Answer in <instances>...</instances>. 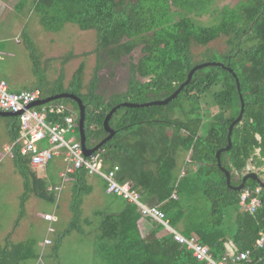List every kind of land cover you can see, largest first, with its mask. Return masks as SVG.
I'll list each match as a JSON object with an SVG mask.
<instances>
[{"label": "trees", "instance_id": "1", "mask_svg": "<svg viewBox=\"0 0 264 264\" xmlns=\"http://www.w3.org/2000/svg\"><path fill=\"white\" fill-rule=\"evenodd\" d=\"M34 9L48 31L60 32L71 23L81 31L95 32L96 45L92 53L97 63L93 76L84 86V64L80 63L72 76L71 89L67 91L79 97L85 106L84 130L89 148L108 135L103 121L113 107L129 101L128 94L140 95L139 90L145 85L147 89L157 90L160 100L165 99L187 79L195 65L201 64L194 58L193 46L206 47L224 37V51L208 49L202 55L215 54L221 59L219 63L232 69L240 86L244 112L240 123L233 128L231 148L221 154V166L230 172L232 186L240 185L248 165L251 172L257 175L262 172L264 0H244L218 9L212 7V0H36ZM208 12H213L209 24L196 20L197 15ZM27 45L34 61V47L29 42ZM139 49L142 51L140 60L131 61L132 54ZM72 56L70 53L67 57ZM123 57H130L127 89L106 95L98 88V71L115 65ZM33 66L38 76L35 61ZM62 78L61 71L58 80ZM34 86L39 89L37 84ZM40 97L45 98L41 91ZM202 101L212 104L216 111L210 106L203 108ZM50 104H66L78 110L76 102L70 99ZM240 106L233 74L219 66H208L197 70L189 84L167 105L116 110L109 121L115 134L95 153L108 167L119 166L117 179L120 182L131 181L144 203L158 205L172 226L182 224L184 234H196L214 258L222 257L227 244L231 243L235 252L249 250L248 260L242 264H264V247H254L258 233L264 232V189L260 195L262 207L256 213L240 212L238 203L242 190L253 188L257 183L248 180L241 191H233L216 164V153L227 146L228 127L238 117ZM8 119L12 144L19 136V120ZM204 123L208 128L201 134ZM179 151L187 155L181 177L173 172ZM12 159L23 179L22 208L29 195L55 200L47 181L37 175L29 157L20 153L17 144L12 148ZM73 178L69 207L72 221L65 235L73 230L81 231L83 197L91 192L83 172ZM174 192L175 200L171 198ZM198 192L210 202L208 217L181 203L184 196L193 197ZM230 209L235 214L232 225L224 219L225 211ZM22 213L23 209L16 225ZM96 214L101 217L96 251L102 264H201L172 237L161 234L159 225L146 218L151 228L143 236L138 224L141 215L133 204L126 203L116 213ZM11 235L0 244V264H26L40 258L34 240L12 243ZM61 240L62 237H58L56 244Z\"/></svg>", "mask_w": 264, "mask_h": 264}, {"label": "rangeland", "instance_id": "2", "mask_svg": "<svg viewBox=\"0 0 264 264\" xmlns=\"http://www.w3.org/2000/svg\"><path fill=\"white\" fill-rule=\"evenodd\" d=\"M36 0H0V78L4 79L11 91L32 89L37 82L43 97L64 93L70 90V80L80 63L84 64L83 83L87 86L93 76L97 58L92 50L96 45V35L93 30L81 31L75 24L67 23L60 32L48 31L41 23L40 16L35 11ZM244 0H212L213 8L232 6ZM203 8L207 9L203 6ZM201 12L206 10L199 9ZM213 12L197 15L196 20L202 24H209ZM218 14V13H217ZM220 17V16H218ZM28 42L34 48L35 66L38 76L34 74L33 59L28 49ZM225 38L220 37L210 42L206 47L193 46L194 58L198 63L220 62L215 54L206 50L224 51ZM135 50L131 58L136 60ZM72 57H67L69 54ZM68 58L65 60V58ZM130 57L123 58L115 65L105 66L98 71V88L106 95L121 93L127 89ZM63 78L58 80L60 73ZM140 95L128 94L127 102L147 103L161 99L157 90L145 88L139 90ZM122 103V102H121ZM203 108L212 104L201 102ZM152 107V106H151ZM213 112L215 108L210 106ZM148 108V107H147ZM78 113L77 110H75ZM11 124L8 118L0 117V156L4 155L0 163V244H4L8 234L12 233V243L26 240L36 242L35 251L40 254L38 260L27 261L26 264H100L101 259L96 251L101 217L97 212L116 213L124 205L121 198L107 194L103 182L96 176L87 177V184L91 186V193L83 197L79 226L81 231L64 232L72 221L70 203L72 198V184H62L59 173L67 168V163L61 159L52 160L46 167L36 170L39 177L45 179L49 186H60L54 201L42 200L29 195L21 206L23 179L16 171L11 153L6 148L11 146L7 126ZM208 124L201 127L204 134ZM187 155L179 151L176 155L174 174H180L185 169ZM258 172V177L264 178V168ZM181 203L197 214L204 217L210 213V202L196 193L193 197L184 196ZM23 213L19 218L20 212ZM49 214L57 218L56 221L44 220ZM234 211L227 210L224 219L228 225L234 222ZM58 237H62L60 244H56ZM45 239L51 244H44ZM53 251H56L53 254Z\"/></svg>", "mask_w": 264, "mask_h": 264}, {"label": "built area", "instance_id": "3", "mask_svg": "<svg viewBox=\"0 0 264 264\" xmlns=\"http://www.w3.org/2000/svg\"><path fill=\"white\" fill-rule=\"evenodd\" d=\"M40 99L39 90H23L12 92L5 80L0 79V111L18 113L19 136L10 147L6 148L11 153L17 144L22 155L30 159L34 169L46 167L52 160L60 158L67 163V168L60 174L63 182L69 177L83 172L88 176L99 177L108 194L121 197L135 204L143 217L149 218L172 234L173 239L191 252L192 257L201 264H242L248 260L249 251H240L236 254L226 253L220 258H214L209 247L200 243L195 237H185L173 230L166 214L158 206H147L140 200L139 193L133 188L131 182L120 183L117 180L119 168L114 166L108 170L103 168V160L99 154L93 153L86 157L83 153L81 142L77 133V117L72 110L63 104L51 105L42 109L28 106ZM46 143V147L42 146ZM4 155L0 156V163ZM246 173H251V168H246ZM264 182V178H261ZM59 192L60 187L50 188ZM262 188L257 184L253 188H245L240 194L239 209L242 213L254 214L262 207L260 198ZM176 196L173 195V198ZM44 220L56 221L53 215H44ZM49 244V241H46ZM258 248L264 247V232L259 233L256 241Z\"/></svg>", "mask_w": 264, "mask_h": 264}, {"label": "water", "instance_id": "4", "mask_svg": "<svg viewBox=\"0 0 264 264\" xmlns=\"http://www.w3.org/2000/svg\"><path fill=\"white\" fill-rule=\"evenodd\" d=\"M208 66H219L222 67L226 70H228L230 73L233 74V77L236 80V84H237V90L239 93V98H240V112L238 117L231 122V124L228 127V134H227V146L223 147L221 149H219L216 153V160H217V167L221 170V172H223V174L225 175L226 178V183L228 185V187L230 189H232L233 191H241L244 186L245 183L248 180H252L255 181L262 189H264V182L261 181V179L258 177V175L255 172H251L248 173L246 175H244L241 179V183L239 186H232L230 184L231 181V177H230V172L228 170H226L225 168H223L221 166V161H220V157L221 154L223 152L228 151L231 148V134L233 131V128L235 125H237L238 123H240L242 116H243V112H244V102H243V98L242 95L240 93V86L238 83V79L236 77V75L233 73L232 69L224 67L221 63L219 62H206V63H201L198 65H195L188 73L187 75V79L168 97H166L165 99L162 100H157V101H151V102H147V103H131V102H122L118 105H116L115 107H113L109 113L106 115L104 121H103V128L105 130V132L108 134L100 143H98L95 147L88 149L86 146V136H85V130H84V121H85V106L83 105L81 99L77 96H75L74 94L71 93H60V94H56V95H52L49 96L47 98L44 99H38L35 102L31 103L28 108H32V107H37V106H41L44 104H47L49 102L52 101H56L59 99H70L74 102L77 103L78 106V130H79V136H80V142H81V146H82V150L83 153L86 157L91 156L94 152H96L97 150H99V148L104 145L106 142H108L115 134V131L113 129L110 128L109 126V121L112 118V115L116 112V110H118L121 107H127V108H147V107H151V106H164L167 105L169 102H171L173 99H175L179 93L183 90V88L185 86H187L189 84V82L191 81L193 74L202 68L208 67ZM18 113H12V112H5V111H0V116L1 117H17Z\"/></svg>", "mask_w": 264, "mask_h": 264}, {"label": "crops", "instance_id": "5", "mask_svg": "<svg viewBox=\"0 0 264 264\" xmlns=\"http://www.w3.org/2000/svg\"><path fill=\"white\" fill-rule=\"evenodd\" d=\"M59 77V76H58ZM0 79H2V78H0ZM72 79V78H71ZM2 80H4V79H2ZM70 82H71V80H70ZM35 84H37V82H35L34 83V85ZM9 86V85H8ZM37 88H32V89H28V90H36ZM24 90H27V89H24ZM37 90H39V89H37ZM20 91H23V90H18V91H12V92H20ZM40 91V90H39ZM64 93H68L67 91H64ZM60 94V93H59ZM71 94H73V93H71ZM54 95V94H53ZM56 95V94H55ZM75 95V94H74ZM52 96V95H51ZM76 96V95H75ZM47 97H49V96H47ZM47 97H45V98H47ZM41 98V97H40ZM41 99H44V98H41ZM53 102V101H52ZM52 102H49V103H47V104H44V105H41V106H37L36 108L37 109H42V108H44V107H49V106H51V105H54V104H50V103H52ZM77 104V103H76ZM63 105H66V104H63ZM66 106H68L71 110H72V113H74L75 115H76V117H77V124H78V113H76V111L75 110H73V108L70 106V105H66ZM77 109H78V106H77ZM78 111V110H77ZM1 117V116H0ZM2 118H17V117H2ZM76 135H77V137H78V139H79V141H80V136H79V130H78V128H77V133H76ZM42 146L43 147H46V143H42ZM95 147V146H94ZM88 149H91V148H89V147H87ZM95 153V152H94ZM56 159H60V158H56ZM62 160V159H61ZM187 162V161H186ZM31 166V165H30ZM114 166H117V165H114ZM114 166H110V167H108L106 164H104V162H103V168H104V170L106 171V170H108V169H110V168H112V167H114ZM32 167V166H31ZM118 168H119V166H117ZM247 167H250V165H248ZM246 167V168H247ZM33 168V167H32ZM186 168V167H185ZM34 169V168H33ZM34 170H38V169H34ZM119 171V170H118ZM64 172V171H63ZM184 172H185V169H183L181 172H180V174H179V177H181V176H183L184 175ZM62 173V172H61ZM61 173H59V178H60V174ZM79 173V172H78ZM85 174V173H84ZM246 174H248V173H246V169H245V171H244V173H243V176L244 175H246ZM73 176L74 175H72V176H70L69 178L70 179H68L67 181H65V182H70L71 184H72V186H73ZM85 176H86V181H87V177H89L88 175H86L85 174ZM97 177V176H96ZM99 178V177H98ZM260 178V177H259ZM61 179V178H60ZM100 179V178H99ZM261 179V178H260ZM101 180V179H100ZM118 180V179H117ZM61 181H62V179H61ZM102 181V180H101ZM119 181V180H118ZM65 182H63L62 181V184L63 183H65ZM103 182V181H102ZM120 182V181H119ZM125 182H131V181H124V182H120V183H125ZM132 183V182H131ZM86 184H87V182H86ZM88 185V184H87ZM132 185H133V183H132ZM61 186V189H62V185H60ZM60 186H49L48 187V190H50V188H54V187H60ZM88 186H90V185H88ZM91 187V186H90ZM103 187H104V191H105V186H104V183H103ZM134 188V187H133ZM135 189V188H134ZM91 190H92V188H91ZM136 190V189H135ZM61 191V190H60ZM59 191V192H60ZM137 191V190H136ZM54 192V191H53ZM59 192H54L55 193V198L56 197H58V195L56 194V193H59ZM138 192V191H137ZM73 193V192H72ZM91 193V192H90ZM105 193H106V191H105ZM139 193V192H138ZM108 194V193H107ZM111 195V194H110ZM139 195H140V193H139ZM173 195H175L176 197L175 198H173ZM114 196V195H113ZM115 197H117V196H115ZM117 198H121V197H117ZM171 198L172 199H177V195H176V193L174 192L172 195H171ZM123 201H124V205L126 204V203H128V204H133V203H130V202H128V201H126L125 199H123V198H121ZM140 200H141V202L143 203V204H145V205H147V206H152V205H148V204H146V203H144L143 201H142V199H141V196H140ZM71 202H72V198H71ZM71 204V203H70ZM123 205V206H124ZM133 205H135V204H133ZM123 206L121 207V209L123 208ZM136 206V205H135ZM153 206H158V205H153ZM239 206V205H238ZM70 207V206H69ZM137 207V206H136ZM159 207V206H158ZM138 208V207H137ZM160 208V207H159ZM120 209V210H121ZM161 209V208H160ZM119 210V211H120ZM138 210H139V208H138ZM239 211H240V209H239ZM241 212V211H240ZM139 213H140V211H139ZM46 215V214H45ZM140 215H141V213H140ZM56 218V217H55ZM145 218L146 217H143L142 215H141V219L138 221V224H139V228H140V232H141V234L144 236V235H146L147 234V232L149 231V229L151 228V224L149 223V221H147V220H145ZM146 219H149V218H146ZM168 219V218H167ZM56 220H57V218H56ZM149 220H151V219H149ZM151 221H153V220H151ZM153 222H155V221H153ZM168 222H169V225H170V227L173 229V230H175V231H177L178 233H180V234H182L183 236H185V237H195L200 243H202L200 240H199V237L196 235V234H194V233H192V234H190V235H186V234H184L182 231H181V227H182V224L181 223H179L178 224V226L177 227H174V226H172L171 225V223H170V221H169V219H168ZM157 225H159L157 222H155ZM160 227H161V234H166V235H169L170 237H172V234L169 232V231H167V230H165L161 225H159ZM260 232H263V231H260ZM259 232V233H260ZM259 233H258V237H259ZM258 237H257V239H258ZM172 239H173V237H172ZM257 239H256V241H257ZM46 241H49V244H51V241L50 240H48V239H45V241H44V244H47L46 243ZM173 241H175L174 239H173ZM176 242V241H175ZM177 243V242H176ZM178 244V243H177ZM203 244V243H202ZM180 245V244H179ZM203 245H205V244H203ZM180 246H182V247H184L183 245H180ZM207 246V245H206ZM208 247V246H207ZM254 247L255 248H258L257 246H256V242H255V244H254ZM185 248V247H184ZM263 248V247H262ZM186 249V248H185ZM259 249V248H258ZM187 250V249H186ZM188 251V250H187ZM244 251H246V250H244ZM249 251V250H248ZM190 252V251H189ZM240 252V251H239ZM191 253V252H190ZM226 253H229V254H231V253H234V254H236V253H238V252H235V249H234V247H233V245L231 244V243H229V244H227V250H226ZM225 253V254H226ZM250 253V252H249ZM224 254V255H225ZM100 264H102V263H100Z\"/></svg>", "mask_w": 264, "mask_h": 264}, {"label": "flooded vegetation", "instance_id": "6", "mask_svg": "<svg viewBox=\"0 0 264 264\" xmlns=\"http://www.w3.org/2000/svg\"><path fill=\"white\" fill-rule=\"evenodd\" d=\"M141 56H142V51L139 49V50L137 51L136 55H135V57H136V61H139L140 58H141ZM123 58H126V57H123ZM123 58H122V59H123ZM122 59H121V60H122Z\"/></svg>", "mask_w": 264, "mask_h": 264}]
</instances>
